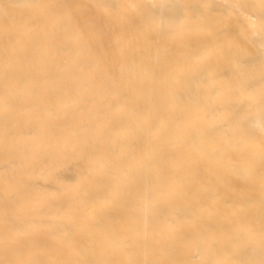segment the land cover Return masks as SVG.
Listing matches in <instances>:
<instances>
[{"label": "bare ground", "instance_id": "6f19581e", "mask_svg": "<svg viewBox=\"0 0 264 264\" xmlns=\"http://www.w3.org/2000/svg\"><path fill=\"white\" fill-rule=\"evenodd\" d=\"M0 264H264V0H0Z\"/></svg>", "mask_w": 264, "mask_h": 264}]
</instances>
